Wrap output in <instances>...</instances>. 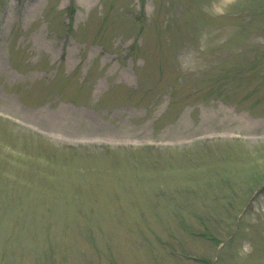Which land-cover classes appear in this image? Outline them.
<instances>
[{
	"label": "rangeland",
	"instance_id": "rangeland-1",
	"mask_svg": "<svg viewBox=\"0 0 264 264\" xmlns=\"http://www.w3.org/2000/svg\"><path fill=\"white\" fill-rule=\"evenodd\" d=\"M0 264H264V0H0Z\"/></svg>",
	"mask_w": 264,
	"mask_h": 264
},
{
	"label": "bare ground",
	"instance_id": "bare-ground-1",
	"mask_svg": "<svg viewBox=\"0 0 264 264\" xmlns=\"http://www.w3.org/2000/svg\"><path fill=\"white\" fill-rule=\"evenodd\" d=\"M47 135H53L52 133H48ZM55 136V135H54Z\"/></svg>",
	"mask_w": 264,
	"mask_h": 264
}]
</instances>
